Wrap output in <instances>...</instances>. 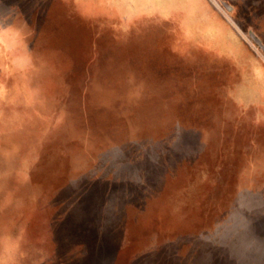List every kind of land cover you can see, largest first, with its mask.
<instances>
[{
  "label": "rangeland",
  "instance_id": "obj_1",
  "mask_svg": "<svg viewBox=\"0 0 264 264\" xmlns=\"http://www.w3.org/2000/svg\"><path fill=\"white\" fill-rule=\"evenodd\" d=\"M0 264H264V0H0Z\"/></svg>",
  "mask_w": 264,
  "mask_h": 264
},
{
  "label": "crops",
  "instance_id": "obj_2",
  "mask_svg": "<svg viewBox=\"0 0 264 264\" xmlns=\"http://www.w3.org/2000/svg\"><path fill=\"white\" fill-rule=\"evenodd\" d=\"M141 2H143L144 0H140ZM157 3L159 4V0H157Z\"/></svg>",
  "mask_w": 264,
  "mask_h": 264
}]
</instances>
